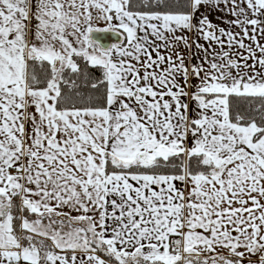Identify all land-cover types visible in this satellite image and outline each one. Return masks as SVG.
I'll list each match as a JSON object with an SVG mask.
<instances>
[{
	"label": "snow or ice",
	"instance_id": "snow-or-ice-1",
	"mask_svg": "<svg viewBox=\"0 0 264 264\" xmlns=\"http://www.w3.org/2000/svg\"><path fill=\"white\" fill-rule=\"evenodd\" d=\"M0 264H264V0H0Z\"/></svg>",
	"mask_w": 264,
	"mask_h": 264
},
{
	"label": "crops",
	"instance_id": "crops-1",
	"mask_svg": "<svg viewBox=\"0 0 264 264\" xmlns=\"http://www.w3.org/2000/svg\"><path fill=\"white\" fill-rule=\"evenodd\" d=\"M214 22H219V18L218 17H214ZM221 26H225V25H221ZM201 43H203V41H201ZM185 51V54L186 56L188 57L189 60H191L192 63H196L197 62V59L196 57L193 55L194 53H196V49L195 47H193V49L191 51H188V50H184ZM31 218V217H29Z\"/></svg>",
	"mask_w": 264,
	"mask_h": 264
},
{
	"label": "trees",
	"instance_id": "trees-1",
	"mask_svg": "<svg viewBox=\"0 0 264 264\" xmlns=\"http://www.w3.org/2000/svg\"><path fill=\"white\" fill-rule=\"evenodd\" d=\"M173 2H174V4H175V6H176L177 8H179V5H180V3H182V0H173ZM96 74L99 75L98 72H97ZM243 108H244V109H247V105H244ZM23 215H28V214H27V213H23Z\"/></svg>",
	"mask_w": 264,
	"mask_h": 264
}]
</instances>
